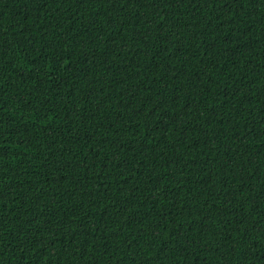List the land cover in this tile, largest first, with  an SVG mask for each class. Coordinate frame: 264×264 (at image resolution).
<instances>
[{"label":"trees","instance_id":"1","mask_svg":"<svg viewBox=\"0 0 264 264\" xmlns=\"http://www.w3.org/2000/svg\"><path fill=\"white\" fill-rule=\"evenodd\" d=\"M0 264H264V0H0Z\"/></svg>","mask_w":264,"mask_h":264}]
</instances>
